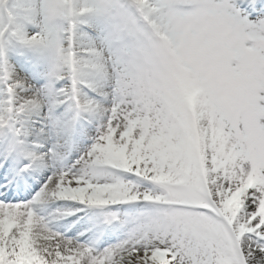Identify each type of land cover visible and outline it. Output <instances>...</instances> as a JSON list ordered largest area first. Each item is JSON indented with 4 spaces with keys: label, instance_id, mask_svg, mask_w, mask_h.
Returning a JSON list of instances; mask_svg holds the SVG:
<instances>
[{
    "label": "snow or ice",
    "instance_id": "1",
    "mask_svg": "<svg viewBox=\"0 0 264 264\" xmlns=\"http://www.w3.org/2000/svg\"><path fill=\"white\" fill-rule=\"evenodd\" d=\"M0 264H264V0H0Z\"/></svg>",
    "mask_w": 264,
    "mask_h": 264
}]
</instances>
